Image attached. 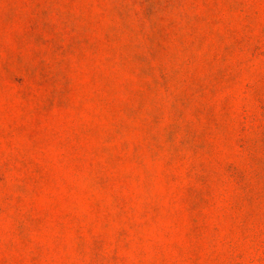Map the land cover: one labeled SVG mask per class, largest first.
<instances>
[{
	"label": "rangeland",
	"instance_id": "374dc122",
	"mask_svg": "<svg viewBox=\"0 0 264 264\" xmlns=\"http://www.w3.org/2000/svg\"><path fill=\"white\" fill-rule=\"evenodd\" d=\"M0 264H264V0H0Z\"/></svg>",
	"mask_w": 264,
	"mask_h": 264
}]
</instances>
